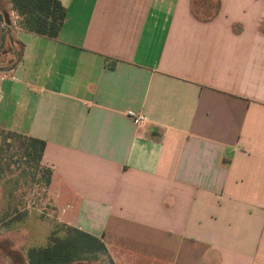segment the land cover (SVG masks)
<instances>
[{
    "label": "crops",
    "instance_id": "crops-1",
    "mask_svg": "<svg viewBox=\"0 0 264 264\" xmlns=\"http://www.w3.org/2000/svg\"><path fill=\"white\" fill-rule=\"evenodd\" d=\"M57 1L3 126L45 142L57 222L113 264H264V0Z\"/></svg>",
    "mask_w": 264,
    "mask_h": 264
},
{
    "label": "rangeland",
    "instance_id": "rangeland-1",
    "mask_svg": "<svg viewBox=\"0 0 264 264\" xmlns=\"http://www.w3.org/2000/svg\"><path fill=\"white\" fill-rule=\"evenodd\" d=\"M9 5L0 0V14L4 26L3 42L0 45V126L13 111L6 90L13 73L10 69L16 62L21 48L15 37L17 20ZM18 144H14L12 149ZM5 152L6 155L13 150ZM15 159V158H14ZM34 177V178H33ZM39 169L29 167L24 161L10 164V171L0 178V264H26V251L31 247H43L49 242L51 232L57 223V211L49 192L44 195L38 186ZM10 181V184L8 183ZM14 213V214H13ZM13 214V216H12ZM108 264L107 260L97 263Z\"/></svg>",
    "mask_w": 264,
    "mask_h": 264
},
{
    "label": "trees",
    "instance_id": "trees-1",
    "mask_svg": "<svg viewBox=\"0 0 264 264\" xmlns=\"http://www.w3.org/2000/svg\"><path fill=\"white\" fill-rule=\"evenodd\" d=\"M4 2L9 5L10 12L16 17L17 29L49 40L58 38L66 13L57 0H4ZM14 144H18L15 150L12 149ZM11 149L12 153L6 155L5 152ZM44 149V141L0 126V178L3 173L10 171L12 162L18 164L19 161H24L30 168L39 169L40 177L37 184L46 195L52 171L42 164ZM8 183L10 184V181ZM0 215L1 220L7 217L4 212ZM25 255L27 264L97 263L101 259L113 264L102 238L58 222L50 234L48 244L43 247H31Z\"/></svg>",
    "mask_w": 264,
    "mask_h": 264
},
{
    "label": "built area",
    "instance_id": "built-area-1",
    "mask_svg": "<svg viewBox=\"0 0 264 264\" xmlns=\"http://www.w3.org/2000/svg\"><path fill=\"white\" fill-rule=\"evenodd\" d=\"M128 117L136 126H143L146 123V118L142 114L129 113Z\"/></svg>",
    "mask_w": 264,
    "mask_h": 264
},
{
    "label": "flooded vegetation",
    "instance_id": "flooded-vegetation-1",
    "mask_svg": "<svg viewBox=\"0 0 264 264\" xmlns=\"http://www.w3.org/2000/svg\"><path fill=\"white\" fill-rule=\"evenodd\" d=\"M0 21H1V24H2V21H3V18H2V15L0 14ZM3 26V25H2ZM4 26H3V34H4ZM2 42H3V39H2ZM2 44V43H1ZM21 49H22V47L20 48V52H19V54H18V58H17V60H16V62L14 63V65H13V67L15 66V64L17 63V61H18V59H19V57H20V54H21ZM13 67L9 70V71H11L12 69H13ZM26 264H27V262H26Z\"/></svg>",
    "mask_w": 264,
    "mask_h": 264
},
{
    "label": "water",
    "instance_id": "water-1",
    "mask_svg": "<svg viewBox=\"0 0 264 264\" xmlns=\"http://www.w3.org/2000/svg\"><path fill=\"white\" fill-rule=\"evenodd\" d=\"M2 39H3V26H2L1 21H0V45L2 43Z\"/></svg>",
    "mask_w": 264,
    "mask_h": 264
}]
</instances>
